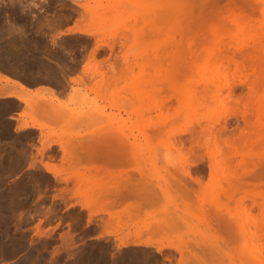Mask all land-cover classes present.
Segmentation results:
<instances>
[{"label": "rangeland", "instance_id": "obj_1", "mask_svg": "<svg viewBox=\"0 0 264 264\" xmlns=\"http://www.w3.org/2000/svg\"><path fill=\"white\" fill-rule=\"evenodd\" d=\"M19 1L0 2L4 28ZM34 2L13 24L25 36L0 35L19 75L1 72L64 85L0 101V264H264V41L217 43L264 27V1ZM228 159L248 217L215 192Z\"/></svg>", "mask_w": 264, "mask_h": 264}, {"label": "bare ground", "instance_id": "obj_2", "mask_svg": "<svg viewBox=\"0 0 264 264\" xmlns=\"http://www.w3.org/2000/svg\"><path fill=\"white\" fill-rule=\"evenodd\" d=\"M6 1H9V0H6ZM30 1V0H29ZM35 1V0H34ZM34 1H31V2H28V0H20L17 4H18V9H19V11L17 10V8L15 7V6H13L11 9H9L7 12L9 13L6 17H5V20L7 21H13V24L15 25V24H18L19 23V18H21V16H19V12H28V13H31V11H33V10H35V11H37L39 14H42L43 12L42 11H40L39 10V5L38 4H36V2H34ZM47 0H40V4L41 3H45ZM62 1V0H61ZM264 1V0H263ZM0 2H2V3H4L5 2V0H0ZM59 2V1H58ZM13 3V2H12ZM21 3H26V5H21ZM47 3V2H46ZM63 4V3H62ZM263 5H264V2H263ZM0 14H1V9H0ZM262 14H263V22H264V11L262 12ZM2 20V19H1ZM262 22V23H263ZM51 23H53V22H51ZM13 24H11V25H9L8 27H6V28H4L3 26H1L0 25V35H1V37L3 36V35H14V34H18V35H22V36H25L26 34L23 32V31H21L20 29L18 30ZM48 22L46 23V27H47V30L48 31H50L51 32V30H52V26H50V27H48ZM254 27V26H253ZM35 28L36 27H34V30H35ZM256 28V27H255ZM243 28H241V30H242ZM244 29H246V28H244ZM243 29V30H244ZM30 30H31V28H30ZM242 30V31H243ZM245 31V30H244ZM68 33H83V32H81V31H73V30H68ZM236 33H238V34H242V35H240V37H239V35L237 34V36H235L236 37V39H233V38H229V40H226L225 38L224 39H220V41H218L217 43H218V48L220 49V51L221 52H223V53H227V51L228 50H230V49H232V50H234V51H236V52H243V51H247L249 48L250 49H252L253 50V48H254V45H256L257 46V43H258V46H260L259 44H262V43H260V42H263L264 41V27H260V28H256V29H254V28H251L250 27V29H248V31L246 32H241L240 31V29H239V31L238 32H236ZM28 34H30V33H28ZM62 35H65V34H62ZM237 37H239L238 39H237ZM241 37H243V38H245L244 40H241V39H243V38H241ZM228 38V37H227ZM241 38V39H240ZM262 38H263V40H262ZM11 39V38H10ZM27 38L25 37V39L24 40H26ZM251 39H253V41H251ZM256 40V41H255ZM260 40H262V41H259ZM18 41V40H17ZM254 41H255V43L256 44H254ZM15 42V41H14ZM28 42H29V48H27L28 49V51L29 52H31V54L33 53V55H31L32 56V58H34V59H37V56H35L36 55V50L38 49H40V47L39 46H43V45H45V43H44V39L42 38V39H37L36 37H32V39L30 40H28ZM249 42H251V46H253V47H251L250 46V43ZM253 42V43H252ZM16 43V42H15ZM65 43V42H64ZM264 43V42H263ZM13 44V43H12ZM66 44V43H65ZM61 45V44H60ZM64 45V44H63ZM257 46V47H258ZM261 46H263V45H261ZM261 46L260 47H258V49L260 48V50H261V53H262V49H261ZM65 47V46H64ZM224 47H226V48H224ZM264 47V46H263ZM262 47V48H263ZM10 47H2V50H6L7 52H10V49H9ZM62 48V47H61ZM221 48H223V49H221ZM42 50L43 49H45V47H42L41 48ZM40 49V50H41ZM233 52V51H232ZM256 52H257V50H256ZM260 52V51H259ZM48 54H49V52H47ZM235 53V52H234ZM51 54V53H50ZM11 57H13V60L15 59V60H19L20 62H21V60L17 57V56H14V55H11ZM156 62H158L157 61V59L155 60ZM0 62H3V63H0V83H5L6 85H11V87L10 88H14V89H17L18 90V92H11V91H8L5 87H2V88H0V97H12V98H14V99H16L17 101H19V102H21V103H29V99L27 100V97L29 96V94L31 93L30 92V90H31V88L30 87H32V86H26V85H24V84H22L21 82H19L18 80H15V79H11L7 74H4L3 72H6V73H8V74H14V75H19V73L17 72V70L15 69V67H13V66H6V63L4 62V60H3V57L2 56H0ZM31 62V61H30ZM17 64H20L21 65V63H17ZM31 65H28V67H35L36 65H34L33 64V62L32 63H30ZM126 64H128V62L126 63ZM156 64V63H155ZM154 63H153V65H155ZM156 65H162V64H160L159 62H158V64H156ZM40 66H42V67H44L45 69H47V70H52V66H50V65H46V64H44V63H40ZM128 66L130 67V65L128 64ZM128 66H127V69H128ZM27 67V68H28ZM156 67V66H155ZM160 67V66H159ZM237 67V66H236ZM156 68H158V66L156 67ZM238 68V67H237ZM126 69V68H125ZM1 71H3V72H1ZM11 77H12V75H10ZM13 78V77H12ZM208 78V77H207ZM56 78L55 77H50V80H55ZM209 79V78H208ZM50 80H46V82L45 83H41V84H44V85H41V84H39V85H34V86H41V87H44V88H42L39 92H36V94H34V96H37V95H43V94H48L49 96H51V97H56L58 94H61V92H60V90L58 89V90H55V88H52V87H50L49 86V84L51 83V81ZM21 81V80H20ZM57 81L58 80H55V82L57 83ZM42 82V81H41ZM54 82V83H55ZM59 83H61L60 85L58 84L57 85V87H61V86H63L64 84H63V82L61 81V80H59L58 81ZM204 82V81H203ZM36 83V82H35ZM38 83V82H37ZM47 83V84H46ZM205 85V84H204ZM206 87V86H205ZM9 88V87H8ZM35 88V87H34ZM40 88V87H39ZM64 88V87H63ZM63 88H62V90H63ZM215 88V87H214ZM213 88V89H214ZM37 89V88H36ZM207 89V88H206ZM33 90H35V89H33ZM36 91H38V90H36ZM208 91V90H207ZM209 92V94H210V96L212 97V93H213V97H214V95H216L218 92H219V90H218V88L216 89V91H214V92H212V91H208ZM210 97V98H211ZM23 115L22 114H20L19 115V117H22ZM223 123H224V121H223ZM220 124V123H219ZM33 127V126H32ZM223 127L224 126H222V128H220V129H223ZM25 128H28V126H27V124L26 125H23L22 127H21V129H25ZM33 128H35V127H33ZM220 129H218L219 131H220ZM214 130V129H213ZM223 130H225V129H223ZM212 132V131H211ZM219 133L220 132H218V135H219ZM222 133V132H221ZM220 133V134H221ZM223 133H225V131H223ZM225 135V134H224ZM227 135V134H226ZM240 135V134H239ZM238 135V136H239ZM242 136L240 137L239 136V138L241 139L242 138V140L245 138L244 136H243V134H241ZM220 136L221 135H219L218 137L220 138ZM229 136V135H228ZM238 136H237V138H238ZM223 137V136H222ZM225 137H227V136H225ZM244 137V138H243ZM228 138V137H227ZM238 138V139H239ZM119 144V146H122L123 145V141H121L120 143H118ZM235 150V149H234ZM233 156H235V155H233ZM233 156H231L232 158H233ZM227 157H228V155H227ZM229 158V157H228ZM231 158V159H232ZM226 159V158H225ZM230 159V161H232ZM225 161H227L226 163H225ZM225 161H219V163L218 162H216V163H214L213 162V164L210 166V169H213V171H215L216 173V177H215V181H216V185H217V187L215 188V192L217 193V195L219 196V197H221V195L223 196V198L226 200V202H230V203H233L236 207H238V208H241V211H240V213L241 214H243V216H245V217H248V215H246L247 214V211L245 210V208H246V201L248 200V196H247V194H245V193H243V194H239V192H238V188H239V185H240V183H241V180H239V179H235V180H233V182L231 181V183L230 184H228L229 182H227V178L226 177H228V176H221L222 174H223V172L227 169V166L225 165V164H227L228 162H229V159L228 160H225ZM211 164V163H210ZM224 164V165H223ZM195 165V164H194ZM228 165H230L231 166V162H229V164ZM225 168H224V167ZM196 167V166H195ZM212 167V168H211ZM209 168V167H208ZM229 168V167H228ZM185 173H186V171H185ZM226 196V197H225ZM219 217H216V219H217V223H218V225L220 226V227H223L228 233H231V234H235L236 232H237V230H238V226H237V222L235 221V219H233L232 217H229V216H222L221 214H219L218 215ZM244 228H245V225H243V230H244ZM242 232H244V234L246 233V231L244 230V231H242Z\"/></svg>", "mask_w": 264, "mask_h": 264}, {"label": "crops", "instance_id": "obj_3", "mask_svg": "<svg viewBox=\"0 0 264 264\" xmlns=\"http://www.w3.org/2000/svg\"><path fill=\"white\" fill-rule=\"evenodd\" d=\"M68 27H71V26H68ZM63 29H65V28H63ZM2 87H5L8 91H11V92H18V90L17 89H12V88H10L11 87V85H6L5 83H0V88H2ZM9 87V88H8ZM35 87V88H34ZM40 87V88H39ZM31 88V90H30V92H31V94H33V93H36V92H39L42 88H44V87H41V86H32V87H30ZM37 88V89H36ZM33 89H35V90H33ZM36 90H38V91H36ZM11 99H14V98H12V97H2V99L0 98V101L2 100V101H9V100H11ZM17 116H19L20 115V113H18V114H16ZM15 120H19L18 118H15Z\"/></svg>", "mask_w": 264, "mask_h": 264}, {"label": "flooded vegetation", "instance_id": "obj_4", "mask_svg": "<svg viewBox=\"0 0 264 264\" xmlns=\"http://www.w3.org/2000/svg\"><path fill=\"white\" fill-rule=\"evenodd\" d=\"M2 6H0V8H1ZM4 8V7H3Z\"/></svg>", "mask_w": 264, "mask_h": 264}]
</instances>
